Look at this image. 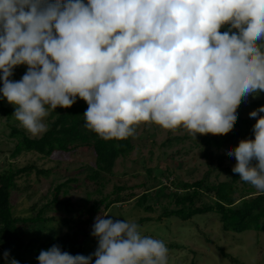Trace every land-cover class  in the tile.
I'll return each instance as SVG.
<instances>
[{
  "label": "clouds",
  "instance_id": "1",
  "mask_svg": "<svg viewBox=\"0 0 264 264\" xmlns=\"http://www.w3.org/2000/svg\"><path fill=\"white\" fill-rule=\"evenodd\" d=\"M19 65L26 73L10 79ZM0 81L32 136L77 97L88 105L85 127L106 141L134 137L142 124L226 135L242 101L264 93V0H0ZM261 113H249L254 138L227 154L233 173L264 193ZM106 216L95 218L94 253L53 245L38 264H168L162 240Z\"/></svg>",
  "mask_w": 264,
  "mask_h": 264
},
{
  "label": "rangeland",
  "instance_id": "2",
  "mask_svg": "<svg viewBox=\"0 0 264 264\" xmlns=\"http://www.w3.org/2000/svg\"><path fill=\"white\" fill-rule=\"evenodd\" d=\"M26 71V65H19L14 68L11 78L19 80L18 78L21 79ZM2 86V81H0V88ZM77 99L80 100L78 97ZM261 106H264V93L250 95L246 101H242L237 109V121L232 129L236 134L228 141L226 147L221 150L213 148V153L208 152L207 157L204 156L206 144L203 143L206 135H202L204 138L201 139L198 136L193 137L184 129L172 132L163 130L154 124L138 126L135 136L132 137L135 145L134 151L127 158L118 160L115 167L116 176L104 188L103 196L95 194L91 200H88L87 192L93 190L92 186L88 185L92 182L88 179L87 173L81 169L87 165L95 164L96 154L93 148L86 146L73 149L69 153L56 152L51 158H45L35 152H25L13 157L16 141L10 137L11 128L5 124L8 114L4 108H15L0 92V172L8 169L11 165L18 168L34 167L29 176L22 173L17 179L21 189L15 192L13 204H16L17 214L22 216H34L41 208L49 204L54 198L53 190L58 184L70 178L78 180L71 183L72 189L67 194H59L60 202L71 200L74 207L68 209L64 204L58 202L51 207H46L44 213L46 218H56L50 223L59 230L58 233L61 237L69 234L70 237L62 242L64 249H67L68 253L72 255L88 256L95 252L98 241L91 233L95 218L101 214L112 216L105 218L137 223L140 226L141 235L162 240L168 249L172 243L180 245L179 248L177 246L170 247L171 250L168 251V259L172 260V264H264V232L250 231L245 234H236L225 231L219 217L210 213L197 216L190 221H183L176 216L165 217L162 215L164 206H169L170 209L177 207L172 197L167 194L163 195L161 192L155 195V200L149 201L152 210L147 211L145 207H140L137 204L138 197L143 194L146 186H139L133 190L128 189L126 193L133 191L136 197L128 203H118L109 209L105 208L106 203L103 199L113 193L115 184L133 186L147 182V186L151 185L150 177L140 161L144 160L150 170L157 166L160 168L170 166L176 170L181 182H194L202 179L212 166L216 168L219 164L218 155L220 154H224V163L221 166L225 171H214L211 181L235 180V196L237 198H240L244 193H259L250 184L243 182L233 171L231 172L236 161L227 153L230 149L238 146L242 139L254 138L255 120L249 116V113ZM47 118L48 116L44 119V123L47 124L48 129ZM19 126L22 127L20 124ZM26 134L31 139H35L44 133L39 136H32L28 132ZM211 136L213 135H208V137ZM66 164H71V166L67 171H64ZM188 169L191 170L188 171ZM38 171L41 172L38 173ZM122 178H125V181H122ZM166 180L165 178L164 181ZM27 186L30 187L27 189ZM100 199L99 208L90 219L87 210L95 200ZM210 201V197H202L201 200H196V205L201 206ZM161 215L162 219L158 220ZM57 218L69 219V223H62ZM145 218H151L152 221L141 223V220ZM77 231H81L80 236L76 235ZM30 236L36 238L34 234ZM44 240L41 238L36 242L31 258L37 255L36 250L45 242ZM94 259L93 257V263Z\"/></svg>",
  "mask_w": 264,
  "mask_h": 264
},
{
  "label": "trees",
  "instance_id": "3",
  "mask_svg": "<svg viewBox=\"0 0 264 264\" xmlns=\"http://www.w3.org/2000/svg\"><path fill=\"white\" fill-rule=\"evenodd\" d=\"M226 29H221L224 31ZM15 80L16 78H11ZM20 80V78H18ZM79 98V97H78ZM80 99V98H79ZM88 105L82 99L76 100V103L70 108H60L50 110L51 113L47 118L48 129L39 138L31 139L26 130L19 126V122L13 116L15 109L4 108L8 114L6 126L11 128L10 137L15 139V149L12 153L13 157H17L25 152H35L45 158H51L56 152L69 153L71 150L81 147H92L96 160L94 165H87L81 169L88 175V179L92 182L88 186H92L93 190L87 192V199L91 200L96 194L103 196L104 188L113 181L115 167L119 159L127 158L135 149L132 137L126 140H103L94 132L85 127V113ZM3 108V107H2ZM236 133L230 131L222 136H205L206 151L204 156H208V152L213 153V148L221 150L228 145V141L234 137ZM201 139L202 135L197 134ZM200 139V138H199ZM200 139V140H201ZM189 153V152H188ZM224 154L218 155L219 164L211 167L207 174L200 180L194 182H181L174 170L170 166L160 168L157 166L150 170L146 166V162L140 161L144 166L147 175L150 177L151 185L147 186V182L128 186L127 184H115L112 194L103 197L105 199V208L109 209L118 203H128L136 197L135 192L126 193L128 189H135L139 186H146L143 194L138 197L137 204L145 207L147 211L152 210L149 205L150 200H155V195L161 192L174 199L177 208L170 209L164 206L163 216L171 218L176 216L183 221H190L197 216L214 214L219 217L222 222V228L225 231L236 234H245L250 231L257 233L264 232V193H244L240 198L235 196V180L211 181L214 171H223L221 166L224 162ZM61 164L62 162L59 161ZM210 165V164H209ZM71 164L64 166L67 171ZM34 167L25 166L23 168L11 165L8 169L0 172V264H8L4 259V253L9 252V260L15 259L19 264H38L37 257L41 250H47L53 245L60 247L63 252L65 239L70 236L66 234L61 237L58 229L50 222L56 218L44 217L46 207H51L59 201V194H67L71 187V183L78 181L76 178H70L67 181L58 184L54 191V198L45 207L41 208L34 216H22L16 212V204H13L15 192L20 190L18 177L24 173L29 176ZM226 169V168H225ZM191 170V169H190ZM188 169V171H190ZM225 171V170H224ZM41 171H38L40 173ZM232 172V169H231ZM167 179L164 181V179ZM125 181V178H122ZM124 183V182H123ZM27 186L26 188L28 189ZM210 197L211 201L203 203L201 206L196 205V200L202 197ZM100 200H95L92 206L87 210L90 219L93 218L98 210ZM68 209L74 207L71 200L60 202ZM160 216L158 220L162 219ZM62 223L68 224L69 219L57 218ZM152 221L151 218L141 220V223ZM47 231V234H45ZM81 231H77L76 235L80 236ZM34 234L36 238H31ZM39 237V238H37ZM44 238L45 242L37 248V255L31 258L36 247V242ZM180 247V245L172 243L170 247ZM94 264V263H93ZM168 264H172V260L168 259Z\"/></svg>",
  "mask_w": 264,
  "mask_h": 264
}]
</instances>
